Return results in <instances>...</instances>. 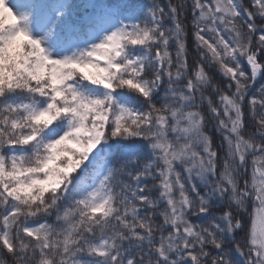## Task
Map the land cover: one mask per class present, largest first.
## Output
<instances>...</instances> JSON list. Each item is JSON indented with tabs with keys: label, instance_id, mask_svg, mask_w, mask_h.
Masks as SVG:
<instances>
[{
	"label": "snow or ice",
	"instance_id": "1",
	"mask_svg": "<svg viewBox=\"0 0 264 264\" xmlns=\"http://www.w3.org/2000/svg\"><path fill=\"white\" fill-rule=\"evenodd\" d=\"M0 264H264V0H0Z\"/></svg>",
	"mask_w": 264,
	"mask_h": 264
},
{
	"label": "trees",
	"instance_id": "2",
	"mask_svg": "<svg viewBox=\"0 0 264 264\" xmlns=\"http://www.w3.org/2000/svg\"><path fill=\"white\" fill-rule=\"evenodd\" d=\"M215 142L219 143V137L218 136H214Z\"/></svg>",
	"mask_w": 264,
	"mask_h": 264
}]
</instances>
